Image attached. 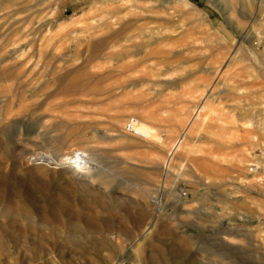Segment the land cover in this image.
Masks as SVG:
<instances>
[{
    "label": "rangeland",
    "instance_id": "obj_1",
    "mask_svg": "<svg viewBox=\"0 0 264 264\" xmlns=\"http://www.w3.org/2000/svg\"><path fill=\"white\" fill-rule=\"evenodd\" d=\"M121 262L264 264V0H0V264Z\"/></svg>",
    "mask_w": 264,
    "mask_h": 264
},
{
    "label": "bare ground",
    "instance_id": "obj_2",
    "mask_svg": "<svg viewBox=\"0 0 264 264\" xmlns=\"http://www.w3.org/2000/svg\"><path fill=\"white\" fill-rule=\"evenodd\" d=\"M244 37H246V36H244ZM253 47H255V46H253ZM202 79L203 78H194L191 81V85L189 86L188 91L189 92H192L195 89V87L198 85V83ZM202 87H204V86H202ZM239 91L240 90L237 91L238 94H240ZM232 98H233V100H237V101L240 99V98H238L236 96H232ZM220 101H222V98L217 97V99H213L211 101V105H209V106L201 105L196 110V112L193 115L194 117L196 116V118L194 119V117L192 116L193 118H191L190 120H188V122L186 123L185 128L182 130V134L179 136V138L177 140V143L175 144V146L173 147V149H172V151H171V153L169 155L170 158H171L172 155H174V152L177 150V148L182 143L183 139L185 138L187 129L190 126H192V127L193 126L194 127L197 126V129H198V132L199 133L201 131L202 132L204 131L207 134H210L209 135L210 136L209 140H210L211 145H213V147H211L210 149L207 150L208 156L214 155V151L216 150L215 148L218 147V146L227 149L228 152H229L231 150H237L238 148L241 147V144H245L246 143V142L244 143V140L246 139V136H250L251 131L250 132H247L245 137L244 136L243 137H240V136L236 135V133H238V132H240L242 130L239 129V127L237 126V124H239V123L242 124V122L245 119H248L249 120L248 122H250V121H252V120H254L255 118L258 117V114L256 113V106H257L256 101H252L251 102V107L252 108L250 109L251 111H249V112H245L243 109L239 108L238 106H231L229 108L230 109V111H229L230 112L229 118H231V122L229 124L231 126L230 129H232V130L228 129L225 126L226 123H224V125H220V126L219 125L216 126L217 124L216 125L213 124L215 120H221L222 122H225V120L227 118L226 115L225 116H223V115L219 116L217 114L213 115V112H215L214 111V106L216 104H220ZM202 111H204V113L201 114ZM193 120H194V122H193ZM196 120H198L199 123H195ZM214 130H216V131H214ZM230 131H232V132H230ZM192 132H194V131H192ZM151 137L152 136L148 135V139L151 138ZM189 137H192V136H189ZM253 138H255V137H253ZM254 141H255V139H254ZM249 143L250 144H254L253 141H252V136H250ZM224 155L226 156V153H224ZM38 161L43 162L46 166L47 165L48 166L51 165V166L59 167V166H62V164H63V165H66L68 167H71L73 169H78L80 171H84L85 174H89V176H92V173L96 174L94 172L96 170V168L93 167V165L90 162V160L86 156H81V153L80 152H77V151H74V152L70 153L67 157L63 158L62 159V162L57 161L56 159H54L49 154L42 155ZM254 168L255 167L252 166V169H253L252 172H256L255 171L256 169H254ZM254 177H255V175H254ZM222 234L226 235L227 233L226 232H222ZM153 253L154 252H152V254ZM169 254H172V253H169ZM215 255H217V254H215ZM218 255L220 257L226 259V257H224L225 254L223 255L222 253L221 254L219 253ZM157 256L159 257V255H156L155 257L158 258ZM170 259H174V258H170ZM228 263H229V260H228ZM120 264H124V262H121Z\"/></svg>",
    "mask_w": 264,
    "mask_h": 264
},
{
    "label": "built area",
    "instance_id": "obj_3",
    "mask_svg": "<svg viewBox=\"0 0 264 264\" xmlns=\"http://www.w3.org/2000/svg\"><path fill=\"white\" fill-rule=\"evenodd\" d=\"M135 123H136L135 118L128 117V119L126 120L123 126V131L128 135L137 136V133L135 132V129H134Z\"/></svg>",
    "mask_w": 264,
    "mask_h": 264
},
{
    "label": "crops",
    "instance_id": "obj_4",
    "mask_svg": "<svg viewBox=\"0 0 264 264\" xmlns=\"http://www.w3.org/2000/svg\"><path fill=\"white\" fill-rule=\"evenodd\" d=\"M125 260H128V257H126V259Z\"/></svg>",
    "mask_w": 264,
    "mask_h": 264
}]
</instances>
